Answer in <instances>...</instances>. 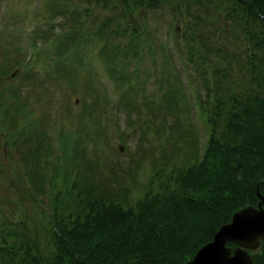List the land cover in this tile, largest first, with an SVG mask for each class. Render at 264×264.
I'll list each match as a JSON object with an SVG mask.
<instances>
[{
    "label": "trees",
    "instance_id": "16d2710c",
    "mask_svg": "<svg viewBox=\"0 0 264 264\" xmlns=\"http://www.w3.org/2000/svg\"><path fill=\"white\" fill-rule=\"evenodd\" d=\"M86 1V7L80 10L73 5L67 10L60 0L49 1L51 13L42 9L45 17H50L56 10L66 11L67 17L71 15V22L64 32L65 41L72 38L67 49L69 67L76 62L84 69L85 62L80 53L85 40L98 58L103 46L101 36L104 30L110 31L111 20L115 19L117 27L128 29L123 18L127 6L141 2L156 6L163 0H119L120 6L114 4V0ZM201 1V7L195 6L196 15H193L192 4H183L179 0L173 3L179 9L176 17L173 14L174 18H180L182 22L178 40L182 38L186 42L185 58L194 67L193 76H198L201 81V94L189 79L178 49L163 41L170 63L165 69L168 78L164 82L165 88L162 79L158 81L157 86L162 89L155 95L156 105L153 106L161 109V104H165L168 108L177 107L179 111L182 108L189 128H192L186 88L173 70L175 63H172L170 49L180 60L187 89L193 95L192 103L203 116L200 119L205 134L196 159L185 165L168 166V161L164 160L158 162V168L150 166V178L133 197L130 191L136 185L132 183L121 191L110 192L105 189V178L97 188L99 182L91 167L81 166L87 159H80L73 151L74 162L65 168L66 171L54 164L53 176H59L58 184H65L62 189L56 187L51 192L52 206L48 203L51 212L50 218L46 219L49 223L48 251L44 250L43 243L38 245L35 240L25 246L18 241H8L0 231V264H182L234 209L256 202L255 187L264 196V0ZM96 2L112 4L113 12L97 21L92 34L88 35L79 27L81 15L85 13L86 16L87 6L93 8ZM130 29L132 34L136 32V27ZM35 32L33 30L31 39ZM171 34L174 37V31ZM110 67L102 63L103 75L110 84L109 88L101 84L102 114L118 105L127 90L137 92L136 79L132 85L125 77L116 84L118 75L109 71ZM111 89L112 93L109 92ZM113 93L114 99L111 98ZM87 101L84 100L86 110L92 113L94 99ZM141 108L146 109L145 115H141ZM151 110L149 104L136 108L134 126L138 124L142 128V137L149 135L151 141H156V130L163 127L165 111ZM10 136L8 132V138ZM73 140L72 149L76 150L78 141L83 139L75 135ZM195 141L193 135V146ZM158 151L160 153L159 148ZM159 156L162 159L164 155L160 153ZM29 170L30 167L23 173L27 179L32 178ZM108 170L111 178H116V170ZM70 172L74 173L73 179H68ZM50 177L51 180L55 178ZM28 186L31 185L28 183ZM161 188L168 190V196L155 198ZM132 202L137 205V213L133 212ZM59 203L63 205L62 214L57 213ZM261 205L264 209V200ZM6 232L10 233L9 230ZM226 244L234 245V241L227 240ZM248 252L253 264H264V237H259L257 246Z\"/></svg>",
    "mask_w": 264,
    "mask_h": 264
},
{
    "label": "rangeland",
    "instance_id": "374dc122",
    "mask_svg": "<svg viewBox=\"0 0 264 264\" xmlns=\"http://www.w3.org/2000/svg\"><path fill=\"white\" fill-rule=\"evenodd\" d=\"M42 1L0 0V231L8 241H18L23 246L31 243L30 240H35L38 245L43 243L47 252L49 223L46 219L51 214L48 203L52 206L51 192L56 187L62 189L65 184H58L59 176H53L55 163L59 166L56 168L68 169L74 162L72 152L75 151L80 159H87V163L81 166L91 167L99 182L97 188L105 178V189L110 192L121 191L132 183L136 186L130 194L135 197L150 178V166L158 168V162L164 160L168 161V166L193 162L200 152L205 130L200 119L203 116L197 113L191 100L187 105L188 117L193 123L191 129L182 108L179 111L177 107L168 108L165 104H161V109L153 107L156 105L155 95L166 87L164 82L168 78L165 69L170 63L163 41L170 47L174 44L178 49L191 77L188 78L201 94V81L198 76H193L194 67L185 58L186 42L182 38L178 40L182 22L180 18L175 20L173 15L179 11L173 5L177 0H163L156 6L145 2L127 6L123 10V18L128 29L117 27L115 19L111 20L110 31L104 30L101 36L103 46L98 58L92 54L85 40L80 53L85 67L82 69L72 62V70L67 53L72 38L65 41L64 33L71 22V15L67 17L66 11L56 10L50 17H45L42 9L46 8L51 13L52 7H48L50 0H45L42 8L38 9ZM60 1L67 10L72 5L80 10L87 3L86 0ZM180 1L192 4L193 15L197 14L195 6L203 4L201 0ZM115 3L119 4V0H114ZM110 12H113L112 4L99 5L96 2L93 8L88 5L86 16L85 13L81 15L80 29L92 34L97 21L103 20ZM118 21L122 23L120 18ZM131 26L136 27L133 34ZM33 30L36 32L31 39ZM171 31H174V37ZM25 51L29 60L24 58ZM103 62L111 66L109 71L118 75L116 84L125 77L132 85L136 79L137 92L127 90L118 105L102 114L104 97L101 84L108 85L101 72ZM175 66L179 78L186 81L178 59ZM160 79L163 83L158 88ZM151 90L157 93L153 94ZM109 92L112 93V89ZM189 96L193 98L191 91ZM114 97L115 93L111 98ZM89 98L94 99L92 113L84 105V100ZM148 104L152 112L165 111L163 127L156 130V141H151L149 135L142 137V128L138 124L134 126L137 122L136 108ZM139 110L141 115H145V108ZM8 132L11 133L10 138ZM75 135L83 140L78 141L76 150H73ZM193 135L196 137L194 146ZM158 148L164 155L162 159ZM28 167L31 179L23 175ZM109 168L116 170V178H111ZM50 175L56 179L51 180ZM73 177L74 173L70 172L68 179ZM167 192L166 188H161L155 198L168 196ZM132 205L133 212L137 213V205L134 202ZM61 206L59 203L58 214L64 213Z\"/></svg>",
    "mask_w": 264,
    "mask_h": 264
},
{
    "label": "water",
    "instance_id": "95a60500",
    "mask_svg": "<svg viewBox=\"0 0 264 264\" xmlns=\"http://www.w3.org/2000/svg\"><path fill=\"white\" fill-rule=\"evenodd\" d=\"M255 192V204L234 209L182 264H253L248 249L256 247L258 238L264 237V197L257 189ZM227 240L234 241V245L226 244Z\"/></svg>",
    "mask_w": 264,
    "mask_h": 264
}]
</instances>
